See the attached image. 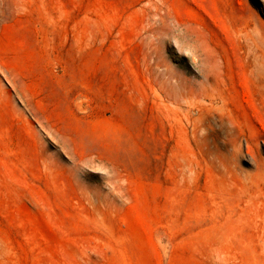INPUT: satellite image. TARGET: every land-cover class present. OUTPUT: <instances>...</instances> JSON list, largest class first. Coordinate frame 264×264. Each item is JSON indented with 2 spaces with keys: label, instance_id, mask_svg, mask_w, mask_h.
<instances>
[{
  "label": "rangeland",
  "instance_id": "1",
  "mask_svg": "<svg viewBox=\"0 0 264 264\" xmlns=\"http://www.w3.org/2000/svg\"><path fill=\"white\" fill-rule=\"evenodd\" d=\"M0 264H264V0H0Z\"/></svg>",
  "mask_w": 264,
  "mask_h": 264
},
{
  "label": "bare ground",
  "instance_id": "2",
  "mask_svg": "<svg viewBox=\"0 0 264 264\" xmlns=\"http://www.w3.org/2000/svg\"><path fill=\"white\" fill-rule=\"evenodd\" d=\"M248 37V36H247Z\"/></svg>",
  "mask_w": 264,
  "mask_h": 264
}]
</instances>
